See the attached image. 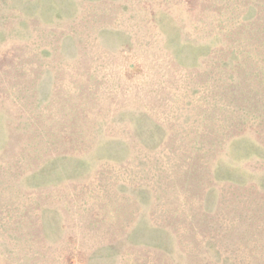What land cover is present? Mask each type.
<instances>
[{"label": "rangeland", "instance_id": "1", "mask_svg": "<svg viewBox=\"0 0 264 264\" xmlns=\"http://www.w3.org/2000/svg\"><path fill=\"white\" fill-rule=\"evenodd\" d=\"M0 264H264V0H0Z\"/></svg>", "mask_w": 264, "mask_h": 264}]
</instances>
